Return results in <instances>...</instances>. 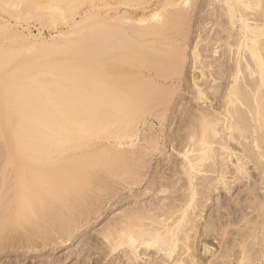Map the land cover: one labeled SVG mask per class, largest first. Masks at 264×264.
<instances>
[{"label":"bare ground","instance_id":"1","mask_svg":"<svg viewBox=\"0 0 264 264\" xmlns=\"http://www.w3.org/2000/svg\"><path fill=\"white\" fill-rule=\"evenodd\" d=\"M251 162L264 175V0H0V260L69 242L161 179L173 201L109 221L107 257L264 264L255 188L254 216L200 224Z\"/></svg>","mask_w":264,"mask_h":264},{"label":"rangeland","instance_id":"2","mask_svg":"<svg viewBox=\"0 0 264 264\" xmlns=\"http://www.w3.org/2000/svg\"><path fill=\"white\" fill-rule=\"evenodd\" d=\"M198 20H203L201 16L198 17ZM37 28L39 26L32 24L31 31L33 34H38ZM44 36H49V31L44 30ZM187 101L190 99L191 95L187 94ZM172 130H176V125L173 126ZM237 153H242V148L238 144L232 142ZM167 152L169 155H175V152L172 151V147H168ZM249 176L246 179L240 180L231 185V188H220L213 194V199L208 201L205 212L202 214L203 219L200 221L201 228H204L208 222L214 223L217 227H220V224L225 223L231 217L234 223H238L243 209H247L249 203L254 200V197L249 193V188L256 189V195L259 199L264 201V175L261 174L254 163L248 164ZM236 167L230 164V169L233 172ZM165 174L171 176V170L168 167H165ZM176 177H173V179ZM160 188L156 192H151L145 194L142 191L144 190L143 186L137 188L135 192L141 194L140 198L128 199V191L126 196L121 197L116 203L114 201L109 202L104 208V215L92 219V221L82 224L83 227L73 231V236L69 242L63 244L49 243L41 245L38 248V252L32 254L29 250V253H23L22 251L11 250L8 256L3 257L0 260V264H131L125 258H123L122 252L115 255V257H107V248L106 240L104 239V232L106 231V225L109 221L117 218L123 212H128L133 210L135 207L140 206H158L159 208L166 209V207L173 201L170 192H161L163 190V185L161 179L159 180ZM134 192V193H135ZM143 193V195H142ZM130 194V193H129ZM126 197V198H125ZM167 198V199H166ZM119 202V203H118ZM218 203L221 204V209L218 211ZM220 208V207H219ZM217 211V212H216ZM249 213V217L254 216L255 214L251 213L252 210H246ZM89 224V225H88ZM204 229H200L203 232ZM213 235V234H212ZM216 235V234H215ZM215 235L210 236L209 241L212 242L211 251H219V240L216 239ZM235 236H231L229 244L232 245L234 242ZM39 243L43 242L42 239L37 240ZM42 244V243H41ZM228 244V245H229ZM229 245V246H230ZM17 251V252H16ZM142 251V260L140 263L134 264H164L161 261L164 257L157 255L155 251L149 250L147 255ZM161 257V258H159ZM202 262H205V259L210 257L211 252L207 255L201 254ZM264 262V258H263Z\"/></svg>","mask_w":264,"mask_h":264}]
</instances>
